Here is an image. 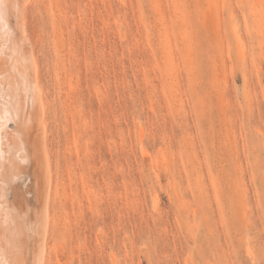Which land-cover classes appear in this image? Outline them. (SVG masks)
Returning <instances> with one entry per match:
<instances>
[{"label": "rangeland", "instance_id": "1", "mask_svg": "<svg viewBox=\"0 0 264 264\" xmlns=\"http://www.w3.org/2000/svg\"><path fill=\"white\" fill-rule=\"evenodd\" d=\"M254 1L22 7L56 176L49 264H264Z\"/></svg>", "mask_w": 264, "mask_h": 264}, {"label": "bare ground", "instance_id": "2", "mask_svg": "<svg viewBox=\"0 0 264 264\" xmlns=\"http://www.w3.org/2000/svg\"><path fill=\"white\" fill-rule=\"evenodd\" d=\"M27 1L2 0L0 9V264H49L56 176L43 141L47 110L36 57L21 14ZM11 121L13 130L7 127ZM32 194L40 206L39 213L33 211L34 221ZM32 238H38L35 250Z\"/></svg>", "mask_w": 264, "mask_h": 264}, {"label": "snow or ice", "instance_id": "3", "mask_svg": "<svg viewBox=\"0 0 264 264\" xmlns=\"http://www.w3.org/2000/svg\"><path fill=\"white\" fill-rule=\"evenodd\" d=\"M3 7H4L3 2L2 0H0V9H3ZM2 16H3V12L0 11V18H2Z\"/></svg>", "mask_w": 264, "mask_h": 264}]
</instances>
